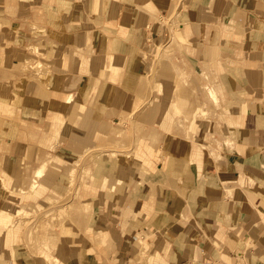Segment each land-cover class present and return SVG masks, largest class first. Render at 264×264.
<instances>
[{"label": "crops", "instance_id": "1", "mask_svg": "<svg viewBox=\"0 0 264 264\" xmlns=\"http://www.w3.org/2000/svg\"><path fill=\"white\" fill-rule=\"evenodd\" d=\"M28 57L42 66L0 75L14 84L0 89V208L53 190L94 208L58 231L35 233L40 215L32 232L9 226L0 264H50V238L61 264H264V0H0V67ZM209 65L222 132L197 107L180 134L167 87ZM155 98L153 118L132 119ZM125 113L158 146L117 151L128 175L112 188L120 158L97 126ZM83 156L90 184L73 182ZM33 178L43 195L18 200Z\"/></svg>", "mask_w": 264, "mask_h": 264}, {"label": "rangeland", "instance_id": "2", "mask_svg": "<svg viewBox=\"0 0 264 264\" xmlns=\"http://www.w3.org/2000/svg\"><path fill=\"white\" fill-rule=\"evenodd\" d=\"M36 46L31 47L30 50L34 53H38V54H43V52L41 50H36L35 49ZM8 59V62H6V64H4L3 66L0 67V75L3 77L5 76H9L11 71L15 72V71H19V70H24V69H28V70H37L40 66H42V62L40 59L34 58V57H28L26 60L23 61L22 65L17 66H13L14 64L10 62V59ZM32 61H36L35 64H33L31 66L30 62ZM205 73H207L208 75V83H210V85L214 86L217 89L216 84L214 83V79H215V69L212 65L206 66V67H202L201 69H199L198 71H196V80H189L186 77H183L182 80L179 81L178 84H174V89H173V93L171 95L172 99L175 98L177 99L176 101V105L179 109L178 112V116H176L175 120H174V128H176L177 132H179L180 134L182 133V131L185 129L188 120L190 119V117L193 114V111L199 107L200 111H199V117L204 118V123L206 124V121L208 119V116H211L213 118V121H215V129L217 131L222 132L221 127L218 126V124L220 123V118H222L223 116V105L220 108H217L218 106H216V104H214L212 102V100H210V98L206 97L204 94L206 93V82L204 79V75ZM7 81V80H6ZM5 80H1L0 83V89H1V85L4 87V89H8L11 86H14V84L6 82ZM219 93V91H218ZM184 97H188V101H186L187 103L183 102L181 100V96ZM157 98H155L153 101H151L147 107H148V111L143 112L142 117L139 116L138 114L136 115V113L134 114V118L132 119H151L153 118L155 109L157 108ZM182 109H181V108ZM181 111V112H180ZM153 112V113H152ZM89 119L91 120V113L89 112ZM131 116L130 114L125 113L121 119L119 123H111L110 121H103V122H99L98 126H97V132L99 134H104L109 136V138L112 140L111 146H109V150H114L112 153V156L115 154H119L118 152H122V153H132V155H136L138 156V151L142 150L145 151L148 154H151V151H154L156 149V147L158 146L157 143H154L152 140L154 138L153 135V130L151 129V127L149 126H142V124H140V121L138 120H134L131 121ZM141 136V138L139 137ZM148 138L147 142H143L142 139ZM139 139L141 141H139ZM218 142V141H217ZM222 144H220L221 146ZM100 147V148H99ZM97 148L102 149V146H97ZM107 149V150H108ZM122 155V154H121ZM90 162V159L87 158V156H84L77 162H75V165H78L81 163V165L83 166L81 168L80 174L78 175V173H74L72 175L73 178V182L79 181V184H90L91 183V175H88V170L90 169L88 167V170L86 173H84L85 171V165L86 163ZM77 168V167H76ZM75 168V169H76ZM77 171V170H76ZM79 171V170H78ZM31 181V180H30ZM30 181L28 182V184L26 186L29 185ZM109 181V180H108ZM110 182V181H109ZM136 182V181H135ZM142 182V181H141ZM135 184V183H134ZM4 186L6 187V189L8 190L9 187L7 185L4 184ZM24 186V187H26ZM135 187H138L135 185ZM21 189V188H20ZM29 192V190H28ZM13 193H15L18 196V200H22L24 197L25 198H31V199H38L39 197H41L43 195L40 194L38 197L34 196H25V193H22L20 191H14ZM55 194L56 198L51 202V203H45L43 206H38L35 205L36 209L30 210L28 213H25L24 216L21 217H15L16 219H19L17 224L15 223V226L17 227V231L18 232H26V231H35V233H37L38 231H40L41 229V221L43 220L44 225H45V230H53V231H58L59 228L61 227V221L64 218V216H71L73 221H76L78 219L79 216L83 217L85 220L89 219L90 216V212H88V210H93V204L91 203H87V202H79L77 198L71 199L65 203H59V194L57 193V191L53 190L51 191L49 194ZM26 205V204H25ZM32 204L28 205V207H30ZM86 206H92V208H88L86 209ZM27 207V206H26ZM42 211V212H41ZM36 215H40V217H38V221L35 222L33 225H35V227L32 226V230H31V220L33 217H36ZM43 215V217L41 216ZM29 231V232H30ZM1 235V234H0ZM153 237V236H152ZM151 237L146 240V241H150ZM56 239L54 238H50V243H54L55 244ZM52 246V248L55 250V253L52 254L50 253V255L48 256V260L50 264H61L60 263V259L56 254V249L54 246ZM46 246V245H45ZM51 248V249H52ZM52 249V250H53ZM51 250V252H52ZM158 255H151V258H157Z\"/></svg>", "mask_w": 264, "mask_h": 264}, {"label": "bare ground", "instance_id": "3", "mask_svg": "<svg viewBox=\"0 0 264 264\" xmlns=\"http://www.w3.org/2000/svg\"><path fill=\"white\" fill-rule=\"evenodd\" d=\"M211 4V3H210ZM35 49L36 50H40V48H38V46H36L35 47ZM36 63V61H32V62H30V64H31V66L33 65V64H35ZM208 75H207V73H205V75H204V79L203 80H205V82H206V85L207 86H205V88H206V93L204 94L206 97H208V98H210V100H212V102L214 103V104H216V106H218L217 108H220L221 109V106H222V101H221V96L219 95V93H218V91L216 90V88L214 87V86H212V85H210V83H208ZM76 83V82H75ZM75 85V84H74ZM174 84H170V85H168V87H167V90H166V99L168 100V101H173L174 103H176L177 101V99H175V98H173L172 99V97H171V95H172V93L174 92L173 91V89H174ZM181 96V95H180ZM181 98V100L183 101V102H185V103H187L186 101H188V97H184V96H181L180 97ZM69 99H70V97H69ZM71 100V99H70ZM177 106V105H176ZM181 108V107H180ZM182 109V108H181ZM222 110V109H221ZM181 112V111H180ZM153 113V112H152ZM88 117H89V114H87V116H86V118H85V121H84V125H88L89 124V121H88ZM213 121V118L211 117V116H208V119H207V121H206V126H208L210 123L209 122H212ZM220 122V121H219ZM221 124H222V122H221ZM219 126V125H218ZM233 126V125H232ZM226 136V135H225ZM229 135H227V137H228ZM227 137H224V138H226L227 139V141L229 140V142L231 141H233V143L235 142L234 141V139H232V140H230L229 138H227ZM226 141V142H227ZM221 142H222V140L221 141H219V139H218V144L220 145L221 144ZM230 142V144H228V145H232V143ZM217 144V145H218ZM234 145V144H233ZM213 149V148H212ZM214 153H215V151H213ZM219 153V152H218ZM217 153V154H218ZM216 154V153H215ZM116 155V154H115ZM132 155V153H128V156H131ZM116 156H118L120 159H119V161H118V163H116L117 165H116V172H117V176L114 178L115 179V182H114V184H112V188H117V186L118 185H120V184H122V182L124 181V179L127 177V175H128V165H126L125 163V159H124V157H123V155H121V154H117ZM217 157H219V156H217ZM216 156H215V158H217ZM55 158V157H54ZM221 158H222V156H221ZM220 158V159H221ZM222 159H224V158H222ZM49 160V159H48ZM52 160H54V159H52ZM59 163V162H58ZM60 164V163H59ZM56 165V164H55ZM37 176V175H36ZM134 180V179H133ZM130 181H132V178L130 179ZM142 180H136V182L135 181H133L134 183H135V185L136 186H140V184L142 183L141 182ZM40 187V183H39V181L37 180V178H33V179H31V181H30V183H29V185L28 186H26V187H22L21 188V190H20V192H22V193H25L26 195L25 196H36V197H38L39 195L38 194H41V191H39L38 190V188ZM138 187H136V188H138ZM28 190H29V192H28ZM56 195L53 193H51V194H48L46 197H45V199H44V202L45 203H51L56 197H55ZM27 206V207H26ZM36 206H34V205H31L30 207H28V205H24V206H17V207H15V209L14 210H11L10 212L9 211H6L4 208H0V234L2 233V231L4 230V229H6V228H8L9 226H13L14 227V229H15V231L16 232H18L17 231V227L15 226V223L17 224V222H18V220L19 219H16L15 217H21V216H24V214L25 213H28L30 210H35L36 208H35ZM86 209H88V208H92V206H86L85 207ZM88 212H93V210L91 209V210H88ZM46 231H48V230H46ZM46 233V232H45ZM50 235V234H49ZM152 235H154V233L152 234H148L147 236H152ZM145 236V235H144ZM45 237V236H44ZM149 242H147V241H145V244H148ZM151 243V242H150ZM146 247V246H145Z\"/></svg>", "mask_w": 264, "mask_h": 264}]
</instances>
